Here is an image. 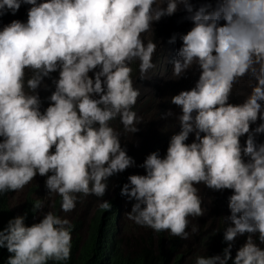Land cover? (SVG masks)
<instances>
[{
	"label": "clouds",
	"instance_id": "1",
	"mask_svg": "<svg viewBox=\"0 0 264 264\" xmlns=\"http://www.w3.org/2000/svg\"><path fill=\"white\" fill-rule=\"evenodd\" d=\"M180 6L192 27L179 36L172 74L199 72L194 87L170 100L181 110L180 131L163 158L154 151L136 164L145 175H130L123 186L121 179L103 200L108 179L135 165L112 127L119 120L124 133L134 134L142 122L132 65L140 80L156 67L152 25ZM2 17L0 264L80 263L95 213L86 225L74 216L79 195L98 198L104 212L112 210L108 200L118 199L113 230L104 229L110 218L96 230L100 264L115 240L132 239L119 222L121 196L134 201L129 220L147 233L176 237L179 264H264V143H257L264 134V0H203L196 8L190 0H0ZM246 77L255 84L242 103H230ZM199 185L212 190L210 210L228 207L230 215L219 220L218 242L208 252L178 251L190 237V218L209 211ZM60 201L68 218L60 216ZM43 208L48 212L40 216ZM73 223L80 239L71 255Z\"/></svg>",
	"mask_w": 264,
	"mask_h": 264
},
{
	"label": "rangeland",
	"instance_id": "2",
	"mask_svg": "<svg viewBox=\"0 0 264 264\" xmlns=\"http://www.w3.org/2000/svg\"><path fill=\"white\" fill-rule=\"evenodd\" d=\"M40 2H45V0H40ZM190 2L193 4L194 8H196L200 6V3H202L203 0H190ZM187 15L188 13L183 10V6H180L178 11L173 16L164 17L158 23H153V42L157 44V51L153 56V63L156 67L147 74L146 79H138L139 72L137 70V65H132L135 86L139 88L141 93L134 107V111H136L137 116L142 118V122L137 125L139 131L134 134L124 133L119 120L112 122V127L117 132L121 133L122 147L126 148L128 155L134 154L133 159L135 164H143L146 157L154 151H159L161 158H163L166 154L171 136L180 131L176 117L180 114L181 110L170 103L171 97L177 95L180 91L190 90L194 87L199 76V72L195 68L186 73L187 78L181 77L177 79L172 74V61L178 59L177 50L181 47L182 43L179 36L186 34L192 27L191 22L185 19ZM3 17L0 18V21ZM0 30H2L1 26ZM174 36L176 37L175 42L169 43V40ZM53 74H56V78L58 77V73ZM89 75L91 77L93 76V73H89ZM254 84L255 81L250 77L242 79L234 86L233 94L230 97L229 102L233 104L242 103L247 94L250 92L251 86ZM41 111L43 112L44 110L41 109ZM169 111L173 113L172 116L166 115ZM257 123H259V121ZM253 127H255V125H253ZM193 139V135L190 134L189 140L186 141V143H191ZM245 139L246 137L241 138L242 146ZM257 143H264V134H260L257 137ZM133 167L132 170L134 172ZM130 175H132L131 170H129L127 174L120 173L110 177L107 181L108 190L102 199L106 200L108 197H112L114 192L117 190V182L122 179L123 186L128 183L127 178ZM138 175H145V171ZM45 180L46 177H43L40 184L41 186L45 185ZM198 187L200 188V195L203 200L202 206L209 211L203 217L190 218L191 223L189 224L190 227L188 229V231L191 230V232H189L190 237L188 240H184L183 244L180 242L178 245V251H182L191 246L195 249L208 252L207 248L212 241L218 242L216 229L219 224V220L222 222L223 218L230 215L228 207L227 209L221 211L220 208H217V212L219 213H215L212 209L210 210L213 200L210 197L212 190L207 189L203 185H199ZM120 199L122 210L119 222L122 225L125 237L134 238L139 234L147 233L144 231V227L142 228L136 225L133 221L127 218V213L131 211L134 201L129 200L127 196H121ZM99 203L100 200L95 196L84 197L79 195L74 216H78V218L83 223L85 222L86 225L88 220H90L94 215ZM44 212L48 211L44 208L38 211L40 216H42ZM59 212L60 216L68 218L67 213L61 211V201ZM220 216L221 218L219 219ZM194 226L197 228V231L192 233V228ZM83 228H85L84 225ZM194 234H197L198 237L195 238L193 236ZM240 238L241 236L236 239L235 242H237V244ZM216 247L217 245L213 246L211 254H216Z\"/></svg>",
	"mask_w": 264,
	"mask_h": 264
},
{
	"label": "trees",
	"instance_id": "3",
	"mask_svg": "<svg viewBox=\"0 0 264 264\" xmlns=\"http://www.w3.org/2000/svg\"><path fill=\"white\" fill-rule=\"evenodd\" d=\"M132 157L131 154H129ZM134 172L132 167L124 171L127 174L129 170L132 171V175H137L142 172L141 167L134 165ZM118 183V182H117ZM120 185V184H117ZM117 197L108 200L112 204L111 211H101L99 208L95 212V216L89 224V230L87 231V240L79 247V257L78 260L72 261V264H100L98 261L101 259L99 253V243L96 239V230L100 228L104 223L103 221L110 218V221L106 223L104 229L112 231L111 221L115 214V209L117 205ZM35 202H33L34 204ZM33 205L30 204L26 210V214L32 213ZM72 233L75 235L72 238V251L71 255L77 250L79 246L80 236L76 235V223H73ZM98 238V237H97ZM177 239L176 237L170 236L167 232L156 233L152 230V233H144L142 236H137L132 239H117L110 251L107 264H179L181 259L180 254L176 251ZM225 247V244L221 241L220 252ZM10 255V254H9ZM72 258V257H71ZM171 261V262H170ZM195 259L189 258L188 264H194ZM70 263V260L67 264ZM53 264V262H49ZM228 264H231L230 261Z\"/></svg>",
	"mask_w": 264,
	"mask_h": 264
}]
</instances>
